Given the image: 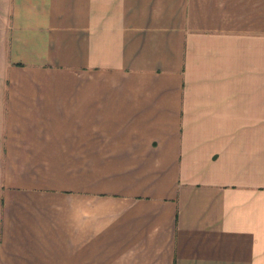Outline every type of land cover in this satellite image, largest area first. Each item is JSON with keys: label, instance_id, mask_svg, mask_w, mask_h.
Wrapping results in <instances>:
<instances>
[{"label": "crops", "instance_id": "obj_1", "mask_svg": "<svg viewBox=\"0 0 264 264\" xmlns=\"http://www.w3.org/2000/svg\"><path fill=\"white\" fill-rule=\"evenodd\" d=\"M0 264H264V0H0Z\"/></svg>", "mask_w": 264, "mask_h": 264}]
</instances>
